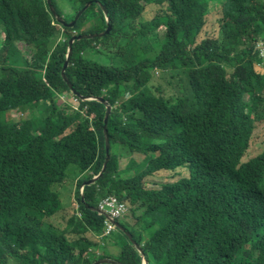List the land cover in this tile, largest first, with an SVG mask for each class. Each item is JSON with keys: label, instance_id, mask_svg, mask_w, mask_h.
I'll return each mask as SVG.
<instances>
[{"label": "trees", "instance_id": "obj_1", "mask_svg": "<svg viewBox=\"0 0 264 264\" xmlns=\"http://www.w3.org/2000/svg\"><path fill=\"white\" fill-rule=\"evenodd\" d=\"M48 2L0 0V264H264V0Z\"/></svg>", "mask_w": 264, "mask_h": 264}, {"label": "rangeland", "instance_id": "obj_2", "mask_svg": "<svg viewBox=\"0 0 264 264\" xmlns=\"http://www.w3.org/2000/svg\"><path fill=\"white\" fill-rule=\"evenodd\" d=\"M146 14H148V20H151V19H153L154 17H155V15H156V9L155 8H153V7H150L147 11H146ZM210 23L211 24H216L217 25V22H215V21H213L212 19H211V21H210ZM86 101H93L91 98H89V99H87ZM74 109H78L79 107H78V105H75L74 107H73ZM11 117H12V119H14L15 121H18L19 119H26L27 117L26 116H20V114H18L17 112L16 113H13L12 115H11ZM263 148H264V145H263V140H262V138L259 136V134L256 132V134H253V139H252V141H251V145H250V147L247 149V151H246V155H245V157L243 158V162H245V161H248L250 158H252L253 156H256V155H258V153H260L262 150H263ZM128 158H123L122 160H121V165L123 166V167H126L127 165H128ZM156 177H159V176H163V171H161V172H159L158 174H156L155 175ZM96 178H97V176H96ZM159 182H162L163 181V178L162 177H159ZM156 182H157V180L156 179H149V183H148V185L147 186H145L147 189H155L156 188ZM75 189V188H74ZM81 189L83 190L84 189V187L82 186L81 187ZM144 190L146 191V192H148L145 188H144ZM63 192V194H65V191H62ZM62 206H64L65 208H66V205H68V207L66 208V209H64V208H62V210L59 212V213H57L54 217H52V218H50L49 220H48V222H50V223H52V224H54V225H56V229L57 230H59V231H63V229H64V227H66V224H67V221L65 220V221H63V217L62 216H65L66 218H68L70 215H73L74 214V212L76 211V209H77V212L79 211V205H74V204H71V202H69V199H67L66 198V196L65 195H63L62 196ZM127 203H128V205H127V213H130V210H131V206L132 207H136V214L137 215H141V214H143L144 212H145V208L144 207H142V208H140V209H138L137 208V203H136V205H133V204H131L130 203V201H127ZM131 205V206H130ZM123 210H125L124 208H123ZM121 214L120 213H114V216H120ZM132 215H133V213H132ZM80 216H81V214H80ZM134 217V216H133ZM120 220H121V218H119ZM122 221V220H121ZM143 225H144V223H141L140 225H139V228L137 229V231L138 232H140V230L142 229V228H144L143 227ZM113 227H114V229L115 228H117L116 227V225H113ZM47 229H48V227H46ZM112 235V233L111 234H109L108 232H106L105 234H103V236H101V237H95V236H91V235H89L88 237L89 238H91V239H94V240H96L102 247H104V245L106 244V242L109 240V237ZM117 236V235H116ZM135 236L137 237V233L135 232ZM135 236H134V238H135ZM71 239H73V240H71L69 243H73V242H75V241H77V237L76 236H73V237H71ZM145 241H146V239H144L143 240V243H145ZM136 244V243H135ZM137 245V244H136ZM139 248V247H138ZM142 248V247H141ZM111 249H114V251L116 252V253H120V249L117 247V246H114V247H112ZM96 251V250H95ZM95 251H93V252H95ZM92 252V253H93ZM115 255V254H114Z\"/></svg>", "mask_w": 264, "mask_h": 264}, {"label": "water", "instance_id": "obj_3", "mask_svg": "<svg viewBox=\"0 0 264 264\" xmlns=\"http://www.w3.org/2000/svg\"><path fill=\"white\" fill-rule=\"evenodd\" d=\"M47 2H48V0H47ZM48 4H49V2H48ZM90 5H91V3H89L82 11L78 12V14L76 15L75 19L73 21H71L69 24H66L65 21L56 14V12L54 11V8L52 7L51 3L49 4V8H50L51 12L53 13V15L55 16L56 20L59 23L65 25L67 27H73L76 24L78 18L81 17V15L90 7ZM104 12H105L106 16H108V11L105 8H104ZM109 20H110V18H108V21ZM110 32H111V27L109 26L108 29H107V31L105 33H103V34H100V35H84V36H80V37L74 36V37H71L69 39L68 46H67L68 49H67L66 62L63 65V70L61 72V75H62V78H63V81H64L65 85L67 86V88L69 90H71V93H74V94H76V95L79 96V94L74 89H71V86H70L69 82L65 78L66 77L65 76V72H66V68H67V65H68V61H69V56H70V52H71V46H73V44H74V42L76 40H82V39H85V38H92V37H97V36H104L105 34H108ZM96 100L99 101V102H101L102 104H104L106 106V108H107L106 126H105V129H106V132L108 133V123H109V119H110V116H111V113H112V108L103 99H96ZM110 152H111V144H110V138H109V133H108V136H107V159H106V162H105V165H104V169H103L102 173L99 176H97V178L95 177L91 181L85 182L84 183L85 186H89V185L95 183L103 175V173L106 171L107 166H108V163H109V161L111 159ZM108 218L111 220V222L113 224L116 225L117 228H120L119 227V224L117 223V221L114 218H112V217H108ZM133 245H134V247L138 250V252L142 256V252H141L140 248H138V246L135 243H133ZM96 264H119V263H117V262H115L113 260H103V261H100V262H98ZM142 264H147V262L144 261V257L143 256H142Z\"/></svg>", "mask_w": 264, "mask_h": 264}, {"label": "built area", "instance_id": "obj_4", "mask_svg": "<svg viewBox=\"0 0 264 264\" xmlns=\"http://www.w3.org/2000/svg\"><path fill=\"white\" fill-rule=\"evenodd\" d=\"M123 208L125 210H123ZM101 210L105 211L110 217L114 219L122 218L127 213V204L117 197L111 196L105 199L101 205ZM114 213H120V216H114ZM108 233L111 234L114 231L113 224H107Z\"/></svg>", "mask_w": 264, "mask_h": 264}]
</instances>
